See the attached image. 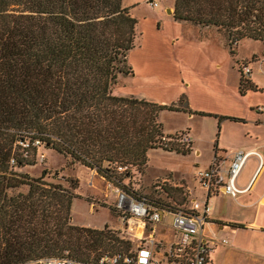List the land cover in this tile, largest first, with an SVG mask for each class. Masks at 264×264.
<instances>
[{"label":"trees","instance_id":"1","mask_svg":"<svg viewBox=\"0 0 264 264\" xmlns=\"http://www.w3.org/2000/svg\"><path fill=\"white\" fill-rule=\"evenodd\" d=\"M174 15L226 31L232 53L245 38L264 42V0H176ZM136 25L123 0H0V264H42L65 250L55 258L89 262L138 244L106 225L69 223L79 181L71 188L50 183L48 169L30 176L39 170V145L119 185L133 167L144 172L152 148L190 153V145L177 141L188 133L165 137L159 120L164 110H187L184 96L169 105L114 95L120 76L133 73L128 54ZM240 73L242 95L259 90ZM164 183L157 186L166 189ZM24 187L27 193L11 195ZM120 189L153 209L180 207Z\"/></svg>","mask_w":264,"mask_h":264},{"label":"rangeland","instance_id":"2","mask_svg":"<svg viewBox=\"0 0 264 264\" xmlns=\"http://www.w3.org/2000/svg\"><path fill=\"white\" fill-rule=\"evenodd\" d=\"M156 1L158 5L153 7L149 0H123L137 20L136 46L128 54V64L133 73L120 76L114 95L169 105H179L184 96L187 110H164L159 114V120L164 126L165 137H175L186 131L194 139L192 150L185 155L152 148L148 151L144 172L137 175L133 167L131 178L124 179L123 185H119L106 181L96 170L78 166L70 158L39 145L36 156L39 170L33 168L29 175L38 177L44 169H48L51 177L46 176L45 181L71 188L78 180L79 188H82L72 189L80 197L71 205L73 220L69 223L72 225H88L89 228H104L106 225L125 236L115 211V207L121 210L116 192L120 186H129L169 206L178 204L189 210L193 206L191 198L203 199L204 190L195 178L196 172L210 166L215 150L227 157V162L234 147L255 141L249 138L254 133L258 134V141L264 142V115L260 112L264 110V42L245 38L238 46L235 45L232 53L226 31L177 20L174 18L176 0ZM244 65H249L252 71L249 77L244 78L256 79L260 87L258 91H248L246 95L239 90L240 70ZM231 116L244 118L247 122L228 119ZM257 121L261 124L258 125ZM254 161L255 158H251L246 169ZM56 171L58 173L53 176ZM167 177L171 184L164 183L166 189L158 188L157 185ZM172 182H177V186ZM27 190L25 187L15 189L11 195L20 191L27 193ZM214 201L212 199L211 203L215 207ZM250 212L255 213L254 210ZM167 222L170 224L172 217L169 216ZM150 228L145 229L144 237H148ZM155 230L157 239L162 233L167 238L174 233L172 228H160L158 224ZM209 230L206 225L205 231ZM137 234L141 235V231ZM67 252L65 250L53 256L61 257ZM236 264L249 263L242 258Z\"/></svg>","mask_w":264,"mask_h":264},{"label":"built area","instance_id":"3","mask_svg":"<svg viewBox=\"0 0 264 264\" xmlns=\"http://www.w3.org/2000/svg\"><path fill=\"white\" fill-rule=\"evenodd\" d=\"M151 6H157L156 0H149ZM242 71L246 77H249L251 68L249 65L242 66ZM185 145L192 143V138L184 133L181 138L177 140ZM254 152L245 150H236L230 158L228 167V175L223 172L222 165L227 160V157L221 158L217 155L213 157L211 165L205 170H198L195 178L199 181L200 185L207 190L208 194L222 192L224 194L236 197L240 193L248 191V189H240L237 186L236 180L239 177L245 163L249 160ZM260 156V154H258ZM261 157V156H260ZM118 170L125 172L127 166H119ZM165 180L161 183L163 184ZM183 186V185H181ZM159 186L158 188H160ZM188 193L191 190L187 188ZM118 192V202L122 217L120 218L121 231L125 236L137 239L138 244L136 247L128 251L105 253L101 254L98 258L92 261H78L71 257L63 258H46L41 260L42 264H209L208 256L210 248L207 240L199 235L204 224L207 222V215L210 209L208 204L204 206L195 201L194 206L189 210H184L181 206L172 211L163 209H153L145 202V200H136L123 193L120 188L116 189ZM165 214H171L173 219L171 226L179 233L180 237L173 242L169 248H158V243L154 239L155 236L150 235L147 238L137 236L134 229L140 228L147 229L151 227L154 234V226L160 223ZM127 234V235H126ZM223 242H226L225 240ZM161 246V245H159ZM162 250V251H161ZM161 254V257H158Z\"/></svg>","mask_w":264,"mask_h":264},{"label":"crops","instance_id":"4","mask_svg":"<svg viewBox=\"0 0 264 264\" xmlns=\"http://www.w3.org/2000/svg\"><path fill=\"white\" fill-rule=\"evenodd\" d=\"M251 81L257 85L258 81L256 79L252 78ZM257 86L260 88L259 85ZM260 112H262L261 115H264V110ZM241 119H243V122H247L244 118ZM257 124L260 125L261 121H257ZM249 138L255 139V141L243 143L241 146L234 147V150L232 149V151L245 150L254 152L249 160L255 158V161L246 169L248 160L236 180L237 186L240 189L247 188L248 191L232 197L222 192L209 195L207 193L208 191L201 187L204 190L203 199L199 201L198 197L191 198L193 206L195 201L203 206L205 204L210 206L207 222L199 233L203 240H207L210 248L208 256L209 264H236L242 258L245 263L264 264V142L258 141V134L255 133L249 136ZM193 144L194 139L192 138V143L190 144L191 150ZM216 153L221 158L225 157L219 155L217 150H215L214 156ZM229 164L230 160L225 161L222 165L223 172L226 176L228 175L227 170ZM163 180L171 184V180L168 177ZM181 180L185 181L184 178H181ZM172 183L177 186V182ZM212 199L215 200V207L214 205L212 206ZM251 210H254L255 213L251 214L250 212L249 214ZM169 216L172 217L171 214H165L163 220L157 223L160 228H172L170 225L172 222L170 224L167 222ZM206 225L210 229L208 232L205 231ZM134 229L136 233L141 231V235L137 234V236L144 237L145 230L142 227L138 229L134 227ZM172 230L174 233L171 238L163 236L165 233H162L160 234L161 237L157 239L154 226V234L150 228L148 236H155L156 239H154L161 245V249L167 250L180 237L178 232L173 228ZM224 240L226 242H223Z\"/></svg>","mask_w":264,"mask_h":264}]
</instances>
